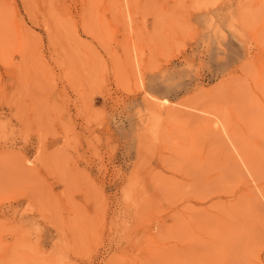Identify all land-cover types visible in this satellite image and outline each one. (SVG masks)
<instances>
[{
    "label": "rangeland",
    "instance_id": "374dc122",
    "mask_svg": "<svg viewBox=\"0 0 264 264\" xmlns=\"http://www.w3.org/2000/svg\"><path fill=\"white\" fill-rule=\"evenodd\" d=\"M0 264H264V0H0Z\"/></svg>",
    "mask_w": 264,
    "mask_h": 264
},
{
    "label": "bare ground",
    "instance_id": "6f19581e",
    "mask_svg": "<svg viewBox=\"0 0 264 264\" xmlns=\"http://www.w3.org/2000/svg\"><path fill=\"white\" fill-rule=\"evenodd\" d=\"M164 101H166L167 103H169V101H168L167 99H164ZM170 110L173 111L174 109H173V110L170 109ZM171 111L169 112V114H172ZM173 112H174V111H173ZM191 114H192V113H191ZM199 121H200V122L202 121L201 124L204 123V122H203L204 120H199ZM205 122H206V121H205ZM205 126H206V124H205ZM202 127H203V126H202ZM207 127H208V126H207ZM207 130H208V129H207ZM218 130H219V128H218ZM213 131H216V130H213ZM219 131H220V130H219ZM214 133H215V132H214ZM216 136H218V135H216ZM218 137H219V136H218ZM220 141H222V140H220ZM233 169H234V168H233ZM256 170H257V169H256ZM256 172H257V171H256ZM261 172H262V171H260V173H261ZM253 173H254V172H253ZM257 174H259V173L257 172ZM255 175H256V174H255ZM256 176H257V175H256ZM258 177H259V175H258ZM249 190L251 191V190H253V188H251V189H249ZM253 191H254V190H253ZM246 192H247V193H250L248 190H247ZM251 193H252V191H251ZM253 194H254V193H253ZM250 195H251V194H250ZM256 197H257V196H256ZM252 198H253V197H252ZM245 199H246V198H245ZM247 199H248V198H247ZM255 200H256V199H255ZM258 201H259V200H258ZM258 201H257V202H258ZM247 202H248V201H247ZM249 202H250V201H249ZM249 202H248V203H249ZM251 202H252V201H251ZM244 203H246V202H244ZM255 203H256V201H255ZM251 204H252V203H251ZM252 205L254 206V204H252Z\"/></svg>",
    "mask_w": 264,
    "mask_h": 264
}]
</instances>
